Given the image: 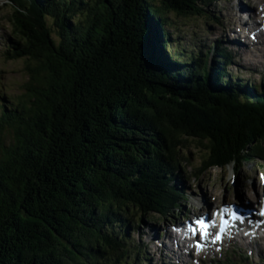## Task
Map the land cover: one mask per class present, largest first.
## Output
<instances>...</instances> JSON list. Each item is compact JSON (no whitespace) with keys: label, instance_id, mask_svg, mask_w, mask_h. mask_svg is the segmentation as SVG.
Wrapping results in <instances>:
<instances>
[{"label":"trees","instance_id":"obj_1","mask_svg":"<svg viewBox=\"0 0 264 264\" xmlns=\"http://www.w3.org/2000/svg\"><path fill=\"white\" fill-rule=\"evenodd\" d=\"M216 1L7 0L2 58L27 80L0 98V264H148L132 218L180 215L189 141L206 153L198 176L264 160V86L231 82L219 43L171 44L170 16Z\"/></svg>","mask_w":264,"mask_h":264},{"label":"rangeland","instance_id":"obj_2","mask_svg":"<svg viewBox=\"0 0 264 264\" xmlns=\"http://www.w3.org/2000/svg\"><path fill=\"white\" fill-rule=\"evenodd\" d=\"M259 3H264V0H218L205 7L202 16L190 18L170 16L172 25L169 27L168 32L171 34L170 39L174 50L181 49L186 53L198 55L204 53L207 49H211L213 42L219 43L218 46L221 49H226L231 56L230 64L226 69V72L231 75V82L239 80L249 90L252 86L256 90H260L264 86V44L253 42L251 50L248 46L246 48L238 47V50H236L237 48L233 44L225 42V40L230 39V36L224 30L227 26L234 33L233 29H236L238 16L236 8H239L238 6L246 8L254 6L255 8L257 5L259 6ZM10 13L11 8L7 0H0V98L5 99L19 95L22 92V84L27 80L24 69L25 63L22 60L5 61L2 58L5 45L15 37L12 25L9 22ZM167 52L172 53V51ZM212 56H214L213 53L209 59L210 65L213 63ZM205 154L199 144L189 141L187 147L181 151L183 159L180 169L174 171V182L178 190L183 191L184 196L186 194L185 199L187 200L183 204V210L180 209L186 215L189 212L192 215H197V207L200 202H203L204 205L208 204L210 208H215L221 205L223 201H228V197H231L233 192L237 193L238 190L240 196H242L241 192L246 195L250 194L251 185H254L255 189H264V185H262L264 182L262 179L264 177V160H254L241 164L238 171L236 167L229 165L225 169H208L198 176L196 172L199 171L200 162ZM185 159L188 163L184 161ZM190 207H193V210L189 211ZM132 221L128 244L131 251L139 252V261L148 264H177L174 260L176 255L172 254L171 250L158 247L162 238L160 237L157 240L156 233L159 227L168 224L169 221L160 219L157 216H154L153 219L146 217L142 221L134 216ZM142 223H145V225L142 226ZM239 246L235 250H230L231 247L225 244L220 254L213 255L211 260H205L201 264L221 263L224 261L226 254L229 255L230 262L264 264V244L258 245V248H255L254 244L244 246L239 243ZM152 253L154 257L150 256ZM181 253H183L184 259L190 258L186 257L184 252ZM242 257H246L244 262L241 260ZM206 259L208 258L206 257ZM185 262L194 264L192 261L185 260ZM178 264L181 263L178 262Z\"/></svg>","mask_w":264,"mask_h":264},{"label":"snow or ice","instance_id":"obj_3","mask_svg":"<svg viewBox=\"0 0 264 264\" xmlns=\"http://www.w3.org/2000/svg\"><path fill=\"white\" fill-rule=\"evenodd\" d=\"M262 179H264V177H262ZM225 212H230L231 213V222L234 223L236 221H241L242 222V217L237 215L235 212H232V209L231 208H222L220 210V215H221V226H220V229L219 231L216 233V235L214 236L213 238V243L215 242H218L221 238H222V235H223V232H224V229L226 227H229L231 226L230 223L228 221H226L224 219V213ZM217 215V213H213V216ZM261 215H264V203H262V207H261ZM196 227L200 230L199 231V239L200 240H204L208 237L209 233L207 231V229L209 227H211V225L206 222V221H203V220H197L194 222ZM190 231L192 232V234L195 236L196 235V229L193 228V229H190ZM196 247H197V250L200 249L201 245L199 242H197L196 244Z\"/></svg>","mask_w":264,"mask_h":264},{"label":"bare ground","instance_id":"obj_4","mask_svg":"<svg viewBox=\"0 0 264 264\" xmlns=\"http://www.w3.org/2000/svg\"><path fill=\"white\" fill-rule=\"evenodd\" d=\"M224 39V38H223ZM255 43V42H254ZM234 45V47H236V45L235 44H233ZM254 46H255V44H253ZM246 48V47H245ZM246 50V49H245ZM249 51V50H248ZM244 53V52H243ZM204 206H208V204H206V205H204ZM142 226L143 225H145V223H142L141 224ZM159 226V225H158ZM146 227V226H145ZM264 228V227H263ZM151 231V230H150ZM180 242V241H179ZM251 245V244H250ZM258 246H255V248H257ZM161 248H164V247H161ZM158 250V249H157ZM168 250V249H167ZM163 251V250H162ZM180 251L181 252H184V255L187 257H190V255H191V252H192V248H191V245H190V243L188 242H186V246L184 247V246H182V245H180ZM242 253V252H241ZM173 254V253H172ZM183 254V253H182ZM258 254V253H257ZM151 257H154V254L152 253L151 255H150ZM185 258V257H184ZM167 261V260H166Z\"/></svg>","mask_w":264,"mask_h":264},{"label":"flooded vegetation","instance_id":"obj_5","mask_svg":"<svg viewBox=\"0 0 264 264\" xmlns=\"http://www.w3.org/2000/svg\"><path fill=\"white\" fill-rule=\"evenodd\" d=\"M94 125L99 127V121L98 120H96V121L94 120ZM93 136L96 137L95 134Z\"/></svg>","mask_w":264,"mask_h":264}]
</instances>
